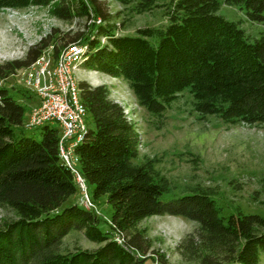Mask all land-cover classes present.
Masks as SVG:
<instances>
[{
	"label": "trees",
	"instance_id": "trees-1",
	"mask_svg": "<svg viewBox=\"0 0 264 264\" xmlns=\"http://www.w3.org/2000/svg\"><path fill=\"white\" fill-rule=\"evenodd\" d=\"M118 1L132 5L136 14L163 7L166 23L126 34L113 21L118 13L111 14L100 0H0V11L49 7L61 20H89L87 30L61 46L42 38L23 59L0 64V80L30 66L50 47L57 57L63 46L79 42L87 47L82 69L124 81L138 105L158 119L187 90L199 120L264 124V0ZM221 4L237 6L246 20L261 24L259 36L250 40L239 22L219 13ZM97 18L102 23L96 24ZM80 88L94 128L76 153L81 173L93 184V199L106 196L112 208L110 231L80 204L63 206L79 188L59 156L60 129L45 124L40 139L17 135L14 127H25L26 107L0 85V209L15 213L0 224V264H144L137 254H146L152 243L139 225L156 215L196 222L197 228L176 245L185 259L264 264V214L224 215L206 188L162 200L170 181L157 169V158L144 155L137 161L140 135L125 106L110 98L106 84L80 80ZM15 92L23 101L34 95L23 86ZM74 229L99 246L62 252L63 239Z\"/></svg>",
	"mask_w": 264,
	"mask_h": 264
},
{
	"label": "rangeland",
	"instance_id": "rangeland-1",
	"mask_svg": "<svg viewBox=\"0 0 264 264\" xmlns=\"http://www.w3.org/2000/svg\"><path fill=\"white\" fill-rule=\"evenodd\" d=\"M100 1L107 4L111 14L118 13L113 21L119 26L120 33L134 34L138 27L166 23L163 7L136 14L130 10L132 5L124 6L118 0ZM167 1L158 0V3L165 4ZM219 13L228 20L239 22L250 40L258 37L263 29L261 24L246 20L243 11L237 6L221 4ZM88 22L87 19H58L50 14L49 7L3 9L0 11V64L23 59L29 47L42 38H53L61 46L76 33L87 30ZM49 51L53 52V48L50 47ZM19 71L0 80V85L12 90L25 105L27 120L31 108L29 101L36 98L33 95L30 100L23 101L20 94L15 92L22 88ZM78 75L80 80H86L91 85L106 84L110 98L125 106L140 135L137 161L142 160L144 155L157 158V169L170 181V189L161 196L162 200L191 192L189 190L194 188H206L213 193L211 196L224 215L239 210L264 214V124L225 125L214 117L199 120L192 109V97L187 90L158 119L138 105L124 81L93 70H80ZM86 120L90 128H94L91 115ZM51 125L60 128L57 123ZM14 129L17 135L23 133L37 139L42 137V127L27 129L19 125ZM88 186L93 196V184L88 183ZM80 195L78 189L63 206L77 203ZM93 201L99 227L110 231L112 208L106 196L94 198ZM14 217L13 210L0 209V224ZM139 227L147 230V237L152 243L146 254H137L140 259H145L144 264H198L195 259L183 258L176 249L177 243L197 228L196 222L181 216L156 215L144 219ZM98 246V243L86 237L84 231L74 229L63 239L60 250L68 252L77 248L95 249ZM160 254L166 263L160 261Z\"/></svg>",
	"mask_w": 264,
	"mask_h": 264
},
{
	"label": "built area",
	"instance_id": "built-area-1",
	"mask_svg": "<svg viewBox=\"0 0 264 264\" xmlns=\"http://www.w3.org/2000/svg\"><path fill=\"white\" fill-rule=\"evenodd\" d=\"M95 23H102L97 18ZM104 42V38L102 39ZM86 45L79 42L66 44L55 57L49 48L30 66L18 69L21 85L34 94V105L25 120L28 129L45 124H59V156L62 162L74 173L81 192L77 203L97 213L88 181L80 171L76 148L84 140L90 126L87 124L88 109L81 99L80 76L84 70ZM120 242V238H116Z\"/></svg>",
	"mask_w": 264,
	"mask_h": 264
},
{
	"label": "crops",
	"instance_id": "crops-1",
	"mask_svg": "<svg viewBox=\"0 0 264 264\" xmlns=\"http://www.w3.org/2000/svg\"><path fill=\"white\" fill-rule=\"evenodd\" d=\"M29 103H30V105H31V108H30V112H31L32 107H33L34 105L37 104V101H36V100H33V101L30 100ZM30 112H29V114H30ZM28 118H29V117H28Z\"/></svg>",
	"mask_w": 264,
	"mask_h": 264
}]
</instances>
